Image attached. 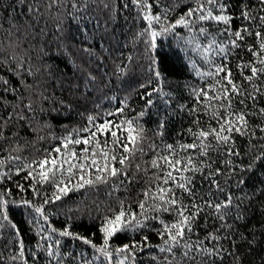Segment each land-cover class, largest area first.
Instances as JSON below:
<instances>
[{"label": "trees", "instance_id": "16d2710c", "mask_svg": "<svg viewBox=\"0 0 264 264\" xmlns=\"http://www.w3.org/2000/svg\"><path fill=\"white\" fill-rule=\"evenodd\" d=\"M32 3L0 0V204L2 214L9 217L0 221L5 225L0 227V264H264V168L246 170L253 156L264 153V73L247 81L244 75L250 76L251 70L243 67H264L248 50L255 47L260 55L254 33L264 31L259 20L264 4L259 0H219L218 5L207 0H97L85 12L77 0L81 11L76 12L72 0L50 9V0H39L30 14ZM242 4L248 5L245 10L252 19L241 18ZM200 5L205 15H220L223 5L229 23L201 21ZM190 9H197L195 15L185 16ZM73 16L81 17L79 23ZM181 17L187 25L176 24ZM245 27L251 33L239 42L243 47H233L231 33ZM223 64L243 93H229L234 97L231 108L227 100L209 101L199 95L220 94L217 80L226 73H207H215ZM241 109L248 121L247 135L233 132L228 145L212 140L213 149L206 157L181 148L193 142V133L219 127L213 112L234 119ZM105 120L124 128L126 121L133 120L141 130L143 151L136 152L128 169L131 179L121 176L114 178L115 183L76 189L77 177L71 183L73 190L52 202L56 188L39 180V168L32 162L49 153L57 156L51 150L64 138L87 137L83 129L94 131L93 125ZM97 135L111 140L110 133ZM169 144L175 150L171 158L191 154L201 168L194 178L195 197L171 182L163 185L172 187L182 204L196 203L202 209L192 231L175 247V255L160 251L166 246L158 232L179 219L177 212L153 208L161 204L156 197L162 181L155 176L162 172L151 161L157 153L168 155ZM70 147L79 152L85 145ZM229 149L239 155H230ZM29 164L35 169L33 176H28ZM216 169L214 177L204 178ZM62 179L66 176L57 172V182ZM241 179L246 183H238ZM147 190L152 195L142 210L139 202ZM230 197L231 204L224 207ZM46 198L49 203H44ZM37 207L42 211L36 212ZM120 210L137 219L110 237L105 256L97 251L103 247L101 229ZM137 221L143 226L138 227ZM64 230L72 235L62 236ZM85 239L91 243L85 244ZM133 243L134 251H115Z\"/></svg>", "mask_w": 264, "mask_h": 264}, {"label": "snow or ice", "instance_id": "6c2138e0", "mask_svg": "<svg viewBox=\"0 0 264 264\" xmlns=\"http://www.w3.org/2000/svg\"><path fill=\"white\" fill-rule=\"evenodd\" d=\"M66 0H50L49 9L53 4H63ZM97 0H81V3L84 5L83 11L86 12L87 5L90 3H95ZM100 3H103V0H99ZM19 3L23 5L25 0H19ZM39 0H34V3L28 5V12L31 14L38 6ZM208 4L218 5L219 0H207ZM259 3L264 4V0H259ZM73 9L76 12H80L81 8L77 5V0H72ZM105 7L107 5L105 4ZM200 16L201 21L206 20H215L217 22H223L225 24L229 23V17L223 14V5H220V15H213L209 12L207 15L204 14V6L200 5ZM248 8L247 4L241 5V18L244 20L252 19L250 12L245 9ZM197 9H190L185 16L191 17L195 15ZM149 17H146L148 19ZM73 19L79 23L81 20L80 16H73ZM156 20H159V17H155ZM261 24L264 25V15L259 17ZM188 21L181 17V19L176 21V24L187 25ZM201 32H204V29H201ZM251 33L250 27H245L242 30H236L231 33L234 37L231 43L233 47L240 48L243 47L240 41L245 40V34ZM155 37L156 33H152ZM255 37L260 41L258 47L260 55H258L255 47H249V51L252 53L253 57H256L258 62L264 65V31H256L254 33ZM85 51H90L85 49ZM244 68H249L251 70V75H244V79L247 81H252L259 74L264 73V67L257 68L250 64L243 65ZM221 73H226L225 76H220ZM160 75V73H157ZM209 76H220V79L217 80V84L221 86V92L216 96H208L207 92H201L199 95L205 97L207 100H227L229 101L228 108L232 107L231 101L234 97L229 95V93L243 94L239 86L234 83L232 76L233 73L228 70L227 64L219 65L216 67L215 73H207ZM224 81L227 83L225 84ZM7 83V81H5ZM230 86V87H229ZM7 91V89H5ZM254 99V98H253ZM241 104L245 103L244 100L240 101ZM223 107V105H221ZM227 110V109H226ZM119 112H123V109H119ZM261 113L264 114V109H261ZM109 115H114V113H109ZM143 115V114H141ZM229 116L233 115V112H228ZM214 119L218 121V128H209L208 130H202L198 133H193L195 139L192 143H187L181 145V148L187 152L189 149H195L198 151L199 155L202 157L208 156L209 152L213 149L212 140H215L216 144L228 145L232 139L231 134L233 132L240 135H247L246 129H248V121L245 119V114L243 110H237L234 116V119H228L227 117L217 114L216 112L212 113ZM89 120H93L92 117H89ZM127 127L124 128L118 123H114L111 120H105L103 123L94 124V131L90 129H83V131L88 132L87 137L81 138H64L62 144L54 149L52 152L57 153L58 155L53 157L50 153L44 156L43 159L39 161H33V164H36L39 168V171L36 173V176L41 182H48L51 185L55 186L56 192L53 195V201L61 199L62 195H67L69 191L73 190L71 187L72 180L77 178V183L75 185L76 189L84 187H95L99 184H108L110 181L115 183V179H119L121 176L124 179H131L128 176V169L134 161L135 154L137 151L142 152L140 148L141 140L143 139L141 135V130L134 127V121L128 120L125 122ZM261 131H264V128H261ZM120 132V135H118ZM124 132H127V136L123 135ZM111 134V140H101L99 136H104L105 134ZM2 135V133H0ZM84 144L85 147L77 152L75 147H70L74 145ZM169 154L161 155L157 153L156 157L152 159L151 166L158 171L162 172V175H156L155 179L157 181H162V185L158 188L160 195L156 197L161 204L154 205L153 208L155 211H165L171 212L176 211L179 219L170 224L165 225L162 231L158 232L163 238V244L166 247H161V252H171L175 255V247L181 244V241L185 239L186 232H191L195 219L199 212L202 210L200 205L192 203L190 206L184 205L181 203L179 195L175 192L172 187H164L163 185H168L171 182L175 185L176 188L187 192L189 196L195 197L196 192L193 187L195 174L201 171L200 166L194 160L191 154L187 155L186 158H171L172 153L175 151L173 146L169 144L168 146ZM264 147V146H262ZM122 149V151H121ZM230 155H239V153L233 152L229 149ZM3 163V161H0ZM255 163V167H253ZM119 165V167L116 166ZM29 169L28 176H33L35 169L32 168V165H26ZM211 168V165L207 166ZM256 168H264V153L259 156H253L252 160L249 163V170L254 172ZM93 169L94 171H89ZM139 170V165H137ZM59 172L66 176V179H62L59 182L56 180V173ZM219 172V169L209 171L207 176L204 178L207 179L209 176L214 177ZM175 173V175H174ZM184 173H192L191 176H185ZM115 178V179H114ZM35 179V178H34ZM120 183L123 184L124 180L121 179ZM211 183L216 184V181L213 179ZM238 183H246L245 180L241 179ZM63 185V186H61ZM219 187V185H216ZM264 191V190H262ZM152 195L151 190H147L143 193L144 200L139 202V208L145 209V204L147 198ZM50 201L46 198L44 203H49ZM25 203H28L25 201ZM231 204V197L224 207H227ZM210 207H215L217 210L221 208L220 204L212 205L208 204ZM195 209V211H191ZM36 212H41V208L37 207ZM3 205L0 204V221H7L9 217L3 215ZM189 213V214H186ZM222 218V217H221ZM136 215L131 214L128 210H120L118 213L114 214L112 218L106 219L101 231L104 233L103 247L98 248L97 251H101L105 256L109 255L108 252V243L111 236L115 233L124 231L127 227L131 226L132 221H136ZM3 223H0V227H4ZM137 226H143L139 221H137ZM12 227H16L15 224ZM19 234V233H17ZM62 236L72 235L68 230H64L60 233ZM166 237V238H165ZM81 239V237H76ZM145 239H147L145 237ZM85 244L91 243L90 240L85 239ZM95 247V246H94ZM137 247L136 243L132 245L125 244L121 248L115 249L118 253L134 251ZM187 247V245H185ZM51 255L52 253L49 252ZM187 255V253H186ZM13 259H16V256H13ZM123 264V261L120 262Z\"/></svg>", "mask_w": 264, "mask_h": 264}]
</instances>
